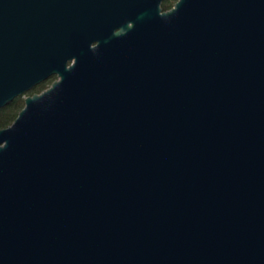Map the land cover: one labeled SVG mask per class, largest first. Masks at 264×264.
<instances>
[{
	"label": "water",
	"instance_id": "obj_1",
	"mask_svg": "<svg viewBox=\"0 0 264 264\" xmlns=\"http://www.w3.org/2000/svg\"><path fill=\"white\" fill-rule=\"evenodd\" d=\"M163 1L0 0V264H264V0Z\"/></svg>",
	"mask_w": 264,
	"mask_h": 264
},
{
	"label": "trees",
	"instance_id": "obj_2",
	"mask_svg": "<svg viewBox=\"0 0 264 264\" xmlns=\"http://www.w3.org/2000/svg\"><path fill=\"white\" fill-rule=\"evenodd\" d=\"M46 87L47 85L43 84L42 86H40L38 90L40 91ZM23 107H24V100L22 99V97H18L9 105L0 109V129L10 126L15 121V119L17 118L19 112L23 109Z\"/></svg>",
	"mask_w": 264,
	"mask_h": 264
},
{
	"label": "flooded vegetation",
	"instance_id": "obj_3",
	"mask_svg": "<svg viewBox=\"0 0 264 264\" xmlns=\"http://www.w3.org/2000/svg\"><path fill=\"white\" fill-rule=\"evenodd\" d=\"M177 2H178V0H164L163 3H162V11L163 12H168V11L172 10L175 7ZM119 31H120L119 29L116 30V32H119ZM97 44H98V42H94L93 46H96ZM56 79H57L56 76H52L51 78L47 79L46 81L42 82L41 84L33 87L31 90H29L26 93L27 95L25 94L24 96H22V98H24V103H25L26 97L43 92L44 90L49 88ZM48 81H50V82H48ZM43 84H46L47 87L39 91L38 89Z\"/></svg>",
	"mask_w": 264,
	"mask_h": 264
},
{
	"label": "rangeland",
	"instance_id": "obj_4",
	"mask_svg": "<svg viewBox=\"0 0 264 264\" xmlns=\"http://www.w3.org/2000/svg\"><path fill=\"white\" fill-rule=\"evenodd\" d=\"M27 95V94H26ZM24 100V98H22Z\"/></svg>",
	"mask_w": 264,
	"mask_h": 264
}]
</instances>
